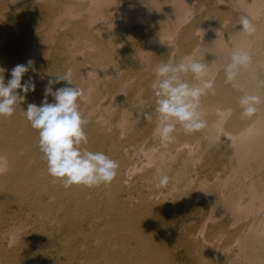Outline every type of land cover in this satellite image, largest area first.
<instances>
[{
	"label": "rangeland",
	"instance_id": "obj_1",
	"mask_svg": "<svg viewBox=\"0 0 264 264\" xmlns=\"http://www.w3.org/2000/svg\"><path fill=\"white\" fill-rule=\"evenodd\" d=\"M181 2L0 0V68L8 82L16 65L31 60L22 82L33 77L36 84L11 117H0V264L264 263V125L260 139L240 150L228 121L240 118L243 126L241 108L205 95L208 128L185 134L178 126L175 142L160 145L151 87L161 62L206 53L215 83L238 97L260 96L251 118L264 120V0H185L184 10ZM240 16L256 26L254 34L230 27ZM206 29L228 50L224 61L214 64V50L200 45ZM235 49L247 50L251 63L226 82ZM68 68L84 90L82 147L119 164L108 187L64 192L48 175L38 130L24 114L28 104H41L48 79ZM144 111L152 120L137 115ZM162 175L170 182L158 188ZM228 199L240 202L231 208ZM146 242L153 244L147 262Z\"/></svg>",
	"mask_w": 264,
	"mask_h": 264
},
{
	"label": "clouds",
	"instance_id": "obj_2",
	"mask_svg": "<svg viewBox=\"0 0 264 264\" xmlns=\"http://www.w3.org/2000/svg\"><path fill=\"white\" fill-rule=\"evenodd\" d=\"M238 24L241 32L252 35L256 26L247 16H240ZM206 54V53H205ZM202 55H189L183 59L163 61L154 69L156 79L151 87L155 96L156 129L155 137L160 145H169L176 140V132L182 128L185 134L200 132L208 128V122L201 115V99L209 93L215 94V81L210 77L209 65ZM251 55L245 49H235L230 54V62L224 67L226 82L234 81L242 68L251 63ZM33 61L16 65L11 70V79L5 84L0 75V117H11L16 108L25 100L29 92H35L33 77L22 83V77L30 70ZM5 69L0 68V74ZM191 76V81L188 77ZM73 70L68 68L63 74L49 78L44 89V98L39 106L30 103L24 111L33 129L38 130V147L47 165V173L54 180H60L67 189L72 186L86 188L108 187L118 174L119 164L103 152L89 151L82 145L88 143L85 128L89 121L83 116L78 101L84 90L73 83ZM61 81L67 85L53 90ZM19 90V91H17ZM54 98L53 103L48 97ZM145 100L137 97V104ZM262 103L261 97L245 94L239 98L242 118H251ZM145 120H152L148 111L138 112ZM153 148L152 151H157ZM168 175L160 176L156 187L169 185Z\"/></svg>",
	"mask_w": 264,
	"mask_h": 264
},
{
	"label": "bare ground",
	"instance_id": "obj_3",
	"mask_svg": "<svg viewBox=\"0 0 264 264\" xmlns=\"http://www.w3.org/2000/svg\"><path fill=\"white\" fill-rule=\"evenodd\" d=\"M107 1H109V0H91V2L93 3V5L95 7H98ZM112 1H115L119 5L122 1H125V0H112ZM181 1H182L181 6H180L181 10L188 9V6H187L188 3L185 2V0H181ZM187 1H189V0H187ZM150 3H154V6L157 7L159 3H162V0H145V7L149 6ZM182 17L184 18L185 15H182ZM238 25H239L238 23H236V24L231 23L230 27L231 28H237ZM202 26L203 25L200 26V29ZM230 33H231V31L226 30V31H224L223 34L227 35ZM186 43H188V42H185L184 44H186ZM190 43L196 44L197 41L195 39H191ZM199 43L204 49L212 48L214 50L213 55H212V57H213L212 62L214 64H217V62H221V61H224L226 59V57L228 55V50H226L224 43L220 40V38L210 37L208 35V29L203 31L202 40H200ZM81 69H82V67L80 68V70ZM0 75H3L4 81L7 82V80L4 76V73H2ZM239 78H241V77L239 76ZM24 80L25 79L23 78V82H24ZM214 86H215V94L209 93L207 96L208 99L213 100L214 98H216L218 101H220L222 103L229 104L233 107H238L239 98L245 94H248V92H246L243 95L238 97L237 95L234 94L235 92L231 88L224 86L222 83H218V84L215 83ZM256 119L257 118H254V119L253 118H246L245 124L243 126H241L244 123L243 119L233 118L231 121H228V126L234 127L233 129H235V130L231 129V131H229V133H231L233 142L238 145L240 150L246 149L252 143H256L260 139V137L263 133L262 125H264V120H263V118H260L257 121H255L256 123L255 122L253 123V121ZM239 126H241V127H239ZM238 127H239V129H236ZM236 149H237V152L239 153V149L238 148H236ZM234 155H237V153L235 151H234ZM72 187L67 188V189L65 188L64 192L71 191ZM63 188H64V186L62 187V189ZM239 202L240 201L234 202L232 199L226 200L227 206L231 207V208H236L237 204ZM146 243H148L150 245L148 246V249H147V246L145 245L144 255H145V258L147 259V260L144 259L145 262H147L148 259L152 258L151 254H152V245H153L150 242H146Z\"/></svg>",
	"mask_w": 264,
	"mask_h": 264
}]
</instances>
